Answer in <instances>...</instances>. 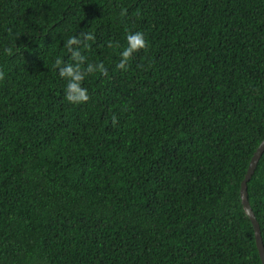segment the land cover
Listing matches in <instances>:
<instances>
[{"label": "trees", "instance_id": "obj_1", "mask_svg": "<svg viewBox=\"0 0 264 264\" xmlns=\"http://www.w3.org/2000/svg\"><path fill=\"white\" fill-rule=\"evenodd\" d=\"M0 71V264H263L264 0H0Z\"/></svg>", "mask_w": 264, "mask_h": 264}, {"label": "clouds", "instance_id": "obj_2", "mask_svg": "<svg viewBox=\"0 0 264 264\" xmlns=\"http://www.w3.org/2000/svg\"><path fill=\"white\" fill-rule=\"evenodd\" d=\"M127 10L125 9L121 15H125ZM80 37H83V41L76 36L69 38L65 42V47L68 52L71 53V59L74 60L75 64H67L61 66L63 61L61 59H56L55 65L59 68V75L62 78L67 79L68 83L65 89V98L67 101L73 104H81L89 101L90 96L88 94V90L82 87V83L85 80V77L89 74H94L99 72L102 75L108 74V69L105 67L103 62L99 64L88 63L86 67H84L86 57L81 54L79 50V46L84 41H94L96 37L93 33H85L81 32ZM127 47H125L120 53V62L117 65L118 69L127 70L129 67V61L132 59L133 54L139 52L141 49H147L148 43L146 41L145 35L142 32H135L129 34L126 37ZM76 46V47H74ZM86 48L90 47V45L84 44ZM109 47H112V44L109 43ZM8 54L12 53V49H6ZM4 79L3 71H0V80ZM112 124L115 126L117 124V117L113 115Z\"/></svg>", "mask_w": 264, "mask_h": 264}, {"label": "water", "instance_id": "obj_3", "mask_svg": "<svg viewBox=\"0 0 264 264\" xmlns=\"http://www.w3.org/2000/svg\"><path fill=\"white\" fill-rule=\"evenodd\" d=\"M263 153H264V140L261 142V144L259 145V147L257 148V150L255 151V153L253 154L251 158L247 173L241 183L240 193H241V199H242L244 210L252 221V224L255 230L257 247H258L262 262L264 264V242H263L261 226L251 206V203L249 200V194H248V182L251 180L253 174L255 173L258 163Z\"/></svg>", "mask_w": 264, "mask_h": 264}]
</instances>
